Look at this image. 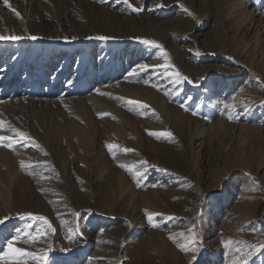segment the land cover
<instances>
[{
	"label": "rangeland",
	"instance_id": "374dc122",
	"mask_svg": "<svg viewBox=\"0 0 264 264\" xmlns=\"http://www.w3.org/2000/svg\"><path fill=\"white\" fill-rule=\"evenodd\" d=\"M0 35V257L43 233L0 264H264V0H0Z\"/></svg>",
	"mask_w": 264,
	"mask_h": 264
},
{
	"label": "snow or ice",
	"instance_id": "6c2138e0",
	"mask_svg": "<svg viewBox=\"0 0 264 264\" xmlns=\"http://www.w3.org/2000/svg\"><path fill=\"white\" fill-rule=\"evenodd\" d=\"M125 3H128L129 0H124ZM4 3L5 5L8 4V0H4ZM160 7H163V5H158ZM137 11H139V9H135ZM16 15H19V13H16ZM24 37L22 36H16V35H11V36H8V37H5L3 35H0V40H4V39H11V40H20V39H23ZM30 39H37V37L35 36H32V37H29ZM98 39H107V37H98ZM144 43L146 44H153L154 46L156 47H161L160 45H156L154 41H148V40H144L143 41ZM161 50H163L161 48ZM149 66L148 65H138V69L140 71H145ZM166 70H167V67H166ZM131 74H135V72L131 73ZM177 79H181V74L177 71L175 73ZM182 79L184 80H187L188 77L184 76L182 77ZM227 107V106H226ZM231 119V117H229ZM3 121H0V127L3 126ZM11 131H13L17 136H19L21 139H30V137H27V134L24 133V132H21V131H18L16 129H11ZM170 135V133L168 134ZM8 139L7 137H4V136H0V142L4 141ZM2 146L4 147H7V148H12L13 145L11 142L9 143H6V144H3ZM37 147H39V145H37ZM114 147L113 145H109V148H112ZM125 152H129V151H132L131 149H124ZM123 166V165H122ZM21 167H24V162L21 161ZM137 175H143L142 173H137ZM32 214H29V216H31ZM6 219V218H5ZM36 219H39V220H43L44 221V224L47 226V228L49 230H52L54 231V229H52V226L50 223H48V221L44 218V217H36ZM149 220L151 221L152 220V216L150 215L149 216ZM0 223H4V219H0ZM156 225L153 224V227H155ZM29 229H31V225L28 226ZM77 231L79 229H76ZM43 235V233L40 232L39 229H37V234L36 235H32L31 232L29 233H26L24 237H22L19 233L17 234V236L13 237L12 239L8 240L7 241V252L4 253V257H0V259H4L6 257H8L9 255H11L12 257H15V258H20V257H25V256H32V253H29V252H26L24 249L22 248H19V247H13V242L14 241H19L21 239L24 240L25 243H29L30 241H35L39 238V236ZM69 239H71V237H69ZM229 244H231V241L228 242ZM182 247V250H184V246H181ZM261 248H264V244L260 245L259 248L255 249L256 251H259ZM193 251H196V249H193ZM237 252L240 251L239 248L236 249ZM249 255H251V253H249ZM38 261L40 259V257H35ZM43 259L46 261L47 260V253L44 254V257ZM196 259L195 255L192 256V260L194 261ZM17 264H20V261L19 259H17ZM246 264V262H245Z\"/></svg>",
	"mask_w": 264,
	"mask_h": 264
},
{
	"label": "bare ground",
	"instance_id": "6f19581e",
	"mask_svg": "<svg viewBox=\"0 0 264 264\" xmlns=\"http://www.w3.org/2000/svg\"><path fill=\"white\" fill-rule=\"evenodd\" d=\"M72 84H73V83H72ZM149 99H150L151 101L153 100V98H152L151 96L149 97ZM210 236H212V235H210ZM209 238H210V237H209Z\"/></svg>",
	"mask_w": 264,
	"mask_h": 264
}]
</instances>
